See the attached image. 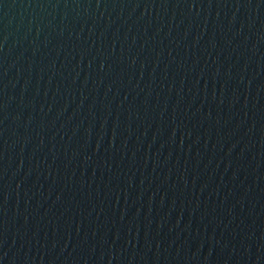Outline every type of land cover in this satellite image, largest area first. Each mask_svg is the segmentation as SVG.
Instances as JSON below:
<instances>
[{
    "label": "water",
    "instance_id": "obj_1",
    "mask_svg": "<svg viewBox=\"0 0 264 264\" xmlns=\"http://www.w3.org/2000/svg\"><path fill=\"white\" fill-rule=\"evenodd\" d=\"M0 264H264V0H0Z\"/></svg>",
    "mask_w": 264,
    "mask_h": 264
}]
</instances>
